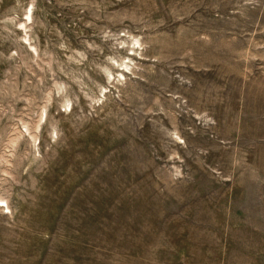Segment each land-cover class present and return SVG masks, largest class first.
<instances>
[{
	"label": "rangeland",
	"instance_id": "obj_1",
	"mask_svg": "<svg viewBox=\"0 0 264 264\" xmlns=\"http://www.w3.org/2000/svg\"><path fill=\"white\" fill-rule=\"evenodd\" d=\"M0 198V264H264V0H0Z\"/></svg>",
	"mask_w": 264,
	"mask_h": 264
},
{
	"label": "bare ground",
	"instance_id": "obj_2",
	"mask_svg": "<svg viewBox=\"0 0 264 264\" xmlns=\"http://www.w3.org/2000/svg\"><path fill=\"white\" fill-rule=\"evenodd\" d=\"M24 15H27V17H23V19L21 21H19L18 23H21V27H23V30L26 32V34H24V37L27 38L28 36V27H29V24H32L33 21H34V10L33 8H31V10H28V6L26 8V11L24 12ZM23 37V38H24ZM30 41V39H29ZM30 45L32 46V43L30 42ZM131 45V44H130ZM140 46V45H139ZM128 57V56H127ZM130 59V58H129ZM124 61V60H123ZM131 61H132V58H131ZM135 61V60H134ZM124 63V62H123ZM126 64V63H124ZM127 65V64H126ZM129 65V64H128ZM127 65V66H128ZM123 66V65H122ZM130 66V65H129ZM131 67V66H130ZM112 74V73H111ZM121 75V74H120ZM119 75V76H120ZM110 77V76H109ZM4 203H7V201L4 199V198H0V205H3ZM7 207H8V204H7Z\"/></svg>",
	"mask_w": 264,
	"mask_h": 264
},
{
	"label": "built area",
	"instance_id": "obj_3",
	"mask_svg": "<svg viewBox=\"0 0 264 264\" xmlns=\"http://www.w3.org/2000/svg\"><path fill=\"white\" fill-rule=\"evenodd\" d=\"M0 206H6V204L4 203L3 205H0Z\"/></svg>",
	"mask_w": 264,
	"mask_h": 264
}]
</instances>
